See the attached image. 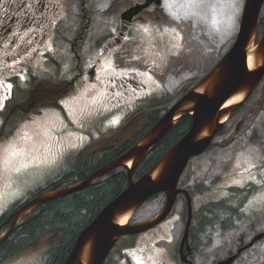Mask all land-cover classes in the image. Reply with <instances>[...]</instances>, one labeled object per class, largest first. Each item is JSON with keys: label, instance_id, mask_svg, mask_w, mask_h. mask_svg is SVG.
Instances as JSON below:
<instances>
[{"label": "rangeland", "instance_id": "rangeland-1", "mask_svg": "<svg viewBox=\"0 0 264 264\" xmlns=\"http://www.w3.org/2000/svg\"><path fill=\"white\" fill-rule=\"evenodd\" d=\"M134 1L142 0H90L84 4L90 23L78 48V55H82L80 67L90 68L95 58L100 60L91 78L101 88H109L112 105L106 108L102 92L96 88L91 92L82 80L61 101L62 111L46 108L31 117L32 120L18 123L10 136L0 140V216L29 192L69 173L76 167L78 155L84 149L102 144V140L110 138L116 128L124 125L126 117L133 111L145 109L149 94L129 101L125 95L129 84L122 82L117 86L114 83L120 78H112L121 77L127 69L135 72L137 66L140 70L137 86L144 83L148 88L161 89L158 95L174 96L188 85L185 83L206 74L216 64L224 52H219L220 47L237 31L244 3V0H162L160 7L152 5L143 12L144 21L129 30L125 41L120 39L118 43L122 42L111 52L99 56L104 39L111 31L113 34L109 39L117 35L120 15ZM78 4L79 0H45L42 9L37 4L28 15L21 13L7 38L0 34V105L10 92L5 87V79L12 74L19 75L22 69L19 64L25 61L31 65L26 66L25 72H20L21 77L30 74L45 79L51 75L49 72L54 74L57 70H51L54 67L59 68L65 81L75 76L77 61L69 50V41L78 29ZM2 5L3 2L0 3V21L5 19L2 14L7 10V7L2 9ZM5 22L6 19L2 23ZM113 59L123 63L118 72L113 68ZM87 72L84 80L90 81ZM21 77L13 79L25 92L28 85ZM17 85L13 86L14 92ZM131 89L141 90L134 86ZM263 97L264 85L253 100L233 114L232 131L222 140L215 139L206 153L192 159L182 177L181 187L192 190L194 212L206 201L225 197L229 187L258 185L246 199L242 210L245 217L236 227L228 230L216 227L205 233L197 229L195 236L199 241L191 255L194 264H215L225 260L235 254L240 245L264 232V207L250 206V202L264 192ZM25 100L24 108L28 106ZM258 103L260 105L254 109ZM237 125L240 126L235 132ZM83 140L87 141L83 143ZM218 176L219 183L210 184L211 181L208 190L202 193L193 190L199 183H208ZM239 202L235 199L233 204ZM185 212L181 197L166 222L138 238L136 245L128 251L136 264H161L162 261L182 264L177 257V247L183 233ZM194 227L198 225L195 223ZM159 238H164L161 245L170 248L169 252L153 246ZM44 241L42 239L35 249L25 250L5 264H37L45 252ZM118 247L111 253L108 264H123L116 253ZM170 255H176V258L173 260ZM233 264H264V239L241 253Z\"/></svg>", "mask_w": 264, "mask_h": 264}, {"label": "trees", "instance_id": "trees-1", "mask_svg": "<svg viewBox=\"0 0 264 264\" xmlns=\"http://www.w3.org/2000/svg\"><path fill=\"white\" fill-rule=\"evenodd\" d=\"M87 18L89 19V15L85 9L80 26L81 33L79 31V35L75 39L76 46H81L80 40L84 38L87 31L89 25ZM263 29L264 8L259 16L258 37L262 34ZM49 62L54 63L55 61L50 60ZM56 68L58 72L55 70L54 74L49 73L51 75H48L45 79H40L37 75L30 76L26 84L28 85L26 91L23 92V88L18 87L15 92L17 94H14L6 102L5 107L0 111L2 121L0 140L10 136L19 122L40 113L41 109L58 108L61 99L73 90L74 84L68 83L62 78L58 67H54L52 70ZM198 81L199 79L192 81L175 97L162 95L159 98H151L148 101L147 108L142 113L140 123L132 130L131 135L124 138L118 137L116 140H107L106 144H102L82 161L77 162L76 167L69 173L45 187L35 190L26 200H30L46 191L86 180L95 170L122 155L137 143L165 113L168 107ZM23 100L28 102L26 108L22 105ZM190 125L191 117L184 115L135 168L134 179L143 176L188 131ZM232 129V124L223 125L215 138L218 140L226 137ZM217 180L218 178H215L210 184L215 183ZM127 182V169L119 167L80 191L41 204L23 216L14 227L13 232L0 244V264H5L25 250L35 249L42 239H45L46 250L40 264H62L68 257L80 231L125 189ZM207 188L208 183L202 182L196 185L194 190L197 193H202ZM254 190H256V186L252 185L244 188L233 187L228 191L226 198L202 204L193 213V218L198 225L197 228L193 227L191 230V237L193 242L196 243L194 247L196 248L199 241L196 240L195 236L198 228L203 231L205 229L213 230L219 226L222 230H227L236 227L240 221H243L245 215L241 212V208ZM234 199H238L240 202L233 204ZM164 200V193L153 195L135 211L129 223L143 222L152 217L160 210ZM25 201L15 204L0 217V233L11 224V216ZM135 240V235L122 236L116 242L113 250L118 246L132 247ZM119 247L118 249H120Z\"/></svg>", "mask_w": 264, "mask_h": 264}, {"label": "water", "instance_id": "water-1", "mask_svg": "<svg viewBox=\"0 0 264 264\" xmlns=\"http://www.w3.org/2000/svg\"><path fill=\"white\" fill-rule=\"evenodd\" d=\"M152 1L160 4V0H146L144 4L135 7V12L146 8ZM263 3L264 0H245L237 36L230 49L216 66L194 88L177 100L137 143L95 170L86 180L63 189L45 192L28 201L14 213L12 223L0 236V244L12 233L18 221L36 207L80 191L110 171L124 167L127 169V186L80 231L62 264H103L120 236L142 233L163 221L170 213L179 193L185 196L187 205V220L180 243L182 256L183 246L188 247L192 207L188 192L178 189L177 184L190 159L209 147L229 114L245 102L264 76V31L260 41L256 45L253 44ZM124 15L122 17H125ZM251 49L257 63L249 68L247 59ZM234 96L241 98L224 107V104ZM184 115L191 117L188 131L149 171L134 180L135 168ZM160 192L165 193V203L161 210L151 219L129 224L132 214L148 198ZM124 215H129L125 223H118V219ZM263 236L264 233L256 235L247 246L218 264H231L243 249Z\"/></svg>", "mask_w": 264, "mask_h": 264}, {"label": "flooded vegetation", "instance_id": "flooded-vegetation-1", "mask_svg": "<svg viewBox=\"0 0 264 264\" xmlns=\"http://www.w3.org/2000/svg\"><path fill=\"white\" fill-rule=\"evenodd\" d=\"M35 1L36 0H6V1L5 0H0V3L3 2V5L1 6L2 9H5L4 7H7V10L5 12H3V14H2V17H4L6 19V23L2 24L3 20H5V19L1 18L2 20L0 21V34L3 37H5V38L8 37L9 33L12 31V26L14 25L15 21H17V22L19 21V19L21 17V12L24 13V10L25 11H27V10L30 11L31 9L35 10V8H36L35 5H34ZM41 2H38V3L43 8L45 6V2H42V3ZM134 4H131L129 7H131ZM26 6H27V10L24 9V8H26ZM139 20H140V13L139 14H135L132 17V20L130 22H122L121 25H120V30H118V32H117V35L119 37H122L124 35L125 31H127L128 28L133 23H135V22H137ZM118 36L114 37L115 41H119L120 40ZM115 71L118 72L119 70L115 69ZM92 72H93V68L88 73H92ZM121 78H122V81H126L127 83L131 84L130 87H129V90H130V88H132V86L138 87L137 84H136V73L135 72H132L130 70H126V72L121 76ZM139 87L145 88L144 85H142V84H140ZM142 88H140V89H142ZM130 92H131V90H130ZM128 93H125V95H127ZM3 104H4V101H3ZM161 242H162V239L159 238V239H157V240H155L153 242V246L159 249V247L162 246ZM123 251H124V253H123V257H122V263L123 264H136V262L133 259V256L131 254H128L127 250L123 249ZM189 255H191V253ZM170 257H171V259H173V258H176V255L175 256L174 255H170ZM177 257L179 258L178 248H177ZM173 263H174V261H173ZM161 264H166V263L164 261H162ZM174 264H176V263H174Z\"/></svg>", "mask_w": 264, "mask_h": 264}, {"label": "bare ground", "instance_id": "bare-ground-1", "mask_svg": "<svg viewBox=\"0 0 264 264\" xmlns=\"http://www.w3.org/2000/svg\"><path fill=\"white\" fill-rule=\"evenodd\" d=\"M247 63H248V67H249V68L254 67V66L256 65V63H257L256 60H254V57H253V50H252V49L249 51L248 59H247ZM240 98H241L240 96H234V97H232L231 99H229V100L224 104V107L227 106V105H231V104L237 102ZM128 216H129V215H124V216H122L120 219H118V223H120V224H124L125 221L127 220V217H128Z\"/></svg>", "mask_w": 264, "mask_h": 264}, {"label": "snow or ice", "instance_id": "snow-or-ice-1", "mask_svg": "<svg viewBox=\"0 0 264 264\" xmlns=\"http://www.w3.org/2000/svg\"><path fill=\"white\" fill-rule=\"evenodd\" d=\"M5 87L10 89L11 85H5ZM0 108H2V105H0ZM256 205L264 207V192H262L259 197L255 198L254 201L250 202L251 207H255Z\"/></svg>", "mask_w": 264, "mask_h": 264}]
</instances>
